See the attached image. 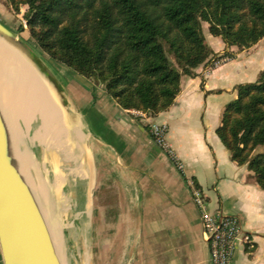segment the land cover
<instances>
[{
  "label": "crops",
  "instance_id": "crops-1",
  "mask_svg": "<svg viewBox=\"0 0 264 264\" xmlns=\"http://www.w3.org/2000/svg\"><path fill=\"white\" fill-rule=\"evenodd\" d=\"M217 42L215 49L208 44L215 54L235 51ZM263 42L211 72L209 63L195 77H183L174 104L158 115L125 110L103 86L88 82L91 93L78 96L75 119L97 171L89 242L83 231L87 188L79 219L89 264H211L196 192L211 213L242 220L251 242L237 246L234 263L264 264V191L248 166L232 161L217 135L236 87L255 82L264 70V51L257 53ZM152 122L168 125L167 140L183 170L153 140Z\"/></svg>",
  "mask_w": 264,
  "mask_h": 264
},
{
  "label": "trees",
  "instance_id": "trees-1",
  "mask_svg": "<svg viewBox=\"0 0 264 264\" xmlns=\"http://www.w3.org/2000/svg\"><path fill=\"white\" fill-rule=\"evenodd\" d=\"M7 1L26 21L28 40L52 61L103 86L123 109L151 115L174 104L183 77L219 57L203 23L227 47L264 39V0ZM236 92L217 135L264 191V70Z\"/></svg>",
  "mask_w": 264,
  "mask_h": 264
},
{
  "label": "rangeland",
  "instance_id": "rangeland-1",
  "mask_svg": "<svg viewBox=\"0 0 264 264\" xmlns=\"http://www.w3.org/2000/svg\"><path fill=\"white\" fill-rule=\"evenodd\" d=\"M0 21L13 31L20 40L25 42L39 66L42 67L41 69L35 65L38 72L43 75L42 77L48 79V82L52 79L56 83L58 100L65 109L64 115L72 121L73 149L69 146H58L54 141L51 142L50 139L39 133L41 132L42 117L32 116V120L30 118H28L29 120L27 118L26 120L18 119L27 128L26 142L32 158L27 154L26 159L28 161L31 159L39 197L53 230L63 246L70 264H89V259H87L89 251H85L80 243L84 235L79 219L83 209L81 199L85 197V188H87V172L90 171L89 159L84 149L88 145L90 146V142L83 136L81 128L76 124L73 117L75 118L78 109H81L78 96L91 93V83H88L91 82V79L52 61L32 41L28 40L29 32L26 21L22 15H17L12 10L7 0H0ZM20 26H23L25 31L19 32ZM203 33L207 43L214 49L218 43L217 40L222 42L221 38L210 34L207 23H203ZM18 38L15 42L22 47ZM233 48H235L234 52L225 51L221 53V56L228 53L234 58V54L245 50ZM257 48H255L257 53H262L264 42ZM246 56H248L247 53L240 56L238 61L245 59ZM68 112L73 114V117ZM16 120V118L12 120V125Z\"/></svg>",
  "mask_w": 264,
  "mask_h": 264
},
{
  "label": "water",
  "instance_id": "water-1",
  "mask_svg": "<svg viewBox=\"0 0 264 264\" xmlns=\"http://www.w3.org/2000/svg\"><path fill=\"white\" fill-rule=\"evenodd\" d=\"M0 36L12 41L18 38L1 21ZM19 41L30 52L25 42ZM55 89L58 93L57 86ZM26 130L18 119L14 125L9 123L0 103V249L3 264H70L39 197L31 159H23V154L31 157ZM84 150L90 171L83 231L89 242L97 171L91 147L88 145Z\"/></svg>",
  "mask_w": 264,
  "mask_h": 264
},
{
  "label": "bare ground",
  "instance_id": "bare-ground-1",
  "mask_svg": "<svg viewBox=\"0 0 264 264\" xmlns=\"http://www.w3.org/2000/svg\"><path fill=\"white\" fill-rule=\"evenodd\" d=\"M17 44L15 40L0 36V103L9 123L12 125L15 118L32 120V116H40L42 126L38 132L42 136L58 146L73 148V124L64 115L65 109L58 100L55 82L50 80L49 83L43 78L35 67L39 63L32 53ZM39 68L42 69L41 65ZM73 119L80 128L77 120Z\"/></svg>",
  "mask_w": 264,
  "mask_h": 264
},
{
  "label": "built area",
  "instance_id": "built-area-1",
  "mask_svg": "<svg viewBox=\"0 0 264 264\" xmlns=\"http://www.w3.org/2000/svg\"><path fill=\"white\" fill-rule=\"evenodd\" d=\"M230 60L231 58L225 55L213 59L208 72L221 67ZM135 113L142 117L146 116V113L141 111ZM148 129L156 144L173 158L180 170H183V164L179 162L169 146L168 125L152 122ZM195 203L202 214L204 237L209 244L211 264H235L234 254L237 246L251 242V237L245 231L242 220L234 215L211 213L200 192L195 193Z\"/></svg>",
  "mask_w": 264,
  "mask_h": 264
}]
</instances>
